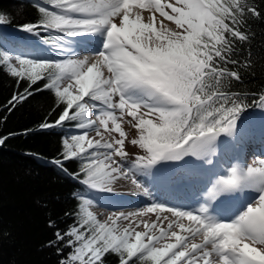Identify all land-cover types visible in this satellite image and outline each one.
<instances>
[{
  "label": "snow or ice",
  "instance_id": "1",
  "mask_svg": "<svg viewBox=\"0 0 264 264\" xmlns=\"http://www.w3.org/2000/svg\"><path fill=\"white\" fill-rule=\"evenodd\" d=\"M262 5L264 0H41L34 5L37 22L19 30L78 38L77 48L90 55L81 58L67 48L60 60L13 55L4 46L10 38L0 35V69L18 85L28 82L9 104L15 107L32 94V85L45 81L61 111L41 129L69 123L95 128L101 138L118 134L103 143L87 131L63 140L61 159L53 163L66 172L64 161H82L73 178L89 192L110 193L118 177L129 175L167 182L158 166L185 157L211 163L219 138H239L252 122L249 110H264V91L231 90L242 81L235 57L251 39L249 22H264ZM10 22L0 14V25ZM125 122L136 131L129 143L143 152L128 166ZM210 183L196 210L154 203L104 221L91 210L93 199L80 195L74 223L57 229L48 244L58 254L69 249L59 264H105L110 254L119 264H264V159L234 165ZM149 214L155 219H136Z\"/></svg>",
  "mask_w": 264,
  "mask_h": 264
},
{
  "label": "trees",
  "instance_id": "2",
  "mask_svg": "<svg viewBox=\"0 0 264 264\" xmlns=\"http://www.w3.org/2000/svg\"><path fill=\"white\" fill-rule=\"evenodd\" d=\"M38 2L41 0H0V14L11 21L0 25V35L5 30H14L27 42L45 47L52 60H59L55 46L65 36L43 30L33 36L19 30L22 24L37 22L40 14L34 5ZM256 2L259 4L261 0ZM246 30L251 39L239 48L235 57L241 62L237 67L242 81L234 82L231 90L258 95L264 91V22L250 21ZM44 83L32 85V94L12 107L9 101L13 94L23 93L28 82L21 81L18 85L16 79L0 69V138L6 137L0 145V264H59L69 249L64 248L58 254L48 242L54 240L57 229L65 231L74 223L72 214L78 208V196L87 198L89 193L73 178V174L80 172L82 161H64L66 172L53 163L61 159L63 140L85 130L69 123L40 128L44 122H54L61 111L56 107L53 92L45 89ZM253 99L254 96H248L249 101ZM258 109L249 110L252 121ZM105 264L119 261L110 254Z\"/></svg>",
  "mask_w": 264,
  "mask_h": 264
},
{
  "label": "rangeland",
  "instance_id": "3",
  "mask_svg": "<svg viewBox=\"0 0 264 264\" xmlns=\"http://www.w3.org/2000/svg\"><path fill=\"white\" fill-rule=\"evenodd\" d=\"M3 36L10 38L11 42L7 43L6 45L11 50L13 55L27 53L30 56H40L41 58L48 60L53 59L52 54L50 55L45 47L40 44L34 45L33 43L27 42L26 40L22 39V37L14 30H5ZM76 39L78 38H70L65 36V39H63L61 43H58L60 44V48L55 46V51L58 54L57 57L59 60L64 59L66 56V53L62 51L61 48L69 49L70 51L68 54L74 50L77 53L76 55L81 58L85 56V54L90 55L88 51L81 50L75 46ZM74 46L75 49H73ZM262 111L264 110L258 109V116H254L252 121L253 123L251 122V124L244 130L239 138H228L224 136L219 138L216 153L210 157L211 163L194 158V160L185 159V161L182 163L168 162L158 167H162L163 171H175V173L179 175V178H187L189 180L201 179L206 182L209 179L206 178L204 180V173H212L213 179L215 180L219 175L224 174L228 168L234 165H239L242 167L255 166L256 162L264 159V127L261 125ZM91 112L93 113L92 118L95 119L96 109H91ZM128 119L130 118L127 116L124 117L125 121ZM122 127L127 133L125 151L128 152V157L124 162L131 164L139 155H143V152L138 147L132 146L129 143L130 140L136 136V131L132 129L126 122L122 124ZM101 131L103 130L101 129ZM87 133L88 137L95 136V140H100L101 142H111L114 139L119 138L118 134L115 133H103V138H101V136L97 135L95 128L88 129ZM78 134L79 133H73L72 135ZM115 158L117 160L119 159L118 157ZM213 163L216 165H213ZM202 171L205 172L200 173ZM152 172L155 173L156 169H152ZM206 187H209L208 184ZM159 195L162 196L163 194L159 193ZM96 196L98 195L95 190L87 194V198H91L93 201Z\"/></svg>",
  "mask_w": 264,
  "mask_h": 264
},
{
  "label": "bare ground",
  "instance_id": "4",
  "mask_svg": "<svg viewBox=\"0 0 264 264\" xmlns=\"http://www.w3.org/2000/svg\"><path fill=\"white\" fill-rule=\"evenodd\" d=\"M145 17L147 18V13H145ZM75 46L73 49H75ZM92 58L95 57L92 56ZM89 138L95 140V136ZM114 159L116 158L114 157ZM125 165L131 164L125 163ZM213 165L216 164L213 163ZM163 173L170 177L167 182L163 183L155 181L151 174L147 176L137 174L135 177L129 175L127 178L118 177L112 184V192L95 191L98 196L95 197L91 210L101 221L106 220L113 213L127 214L142 211L154 203L178 207L183 210H196L205 202V187L207 184L210 187V181H214L212 173L203 174L205 176L204 180L206 178L209 179L206 182L201 179L189 180L187 178H179V175L171 170L163 171ZM133 179L137 180L141 187L133 183ZM145 190L147 194H145ZM159 193L163 195L160 196ZM155 215L149 214L146 217H137L136 219L152 220L155 219ZM160 215L169 216V219H174L167 212L160 213ZM127 223L128 221L121 220V228L126 227ZM195 242H199V238Z\"/></svg>",
  "mask_w": 264,
  "mask_h": 264
}]
</instances>
